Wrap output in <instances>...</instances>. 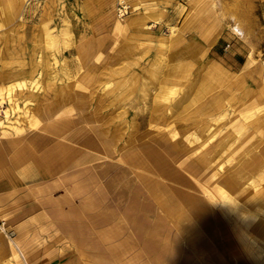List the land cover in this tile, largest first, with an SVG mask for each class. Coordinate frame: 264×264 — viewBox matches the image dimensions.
I'll return each instance as SVG.
<instances>
[{
  "label": "rangeland",
  "instance_id": "374dc122",
  "mask_svg": "<svg viewBox=\"0 0 264 264\" xmlns=\"http://www.w3.org/2000/svg\"><path fill=\"white\" fill-rule=\"evenodd\" d=\"M7 1L0 0V148L28 146L20 138L36 134L52 150L36 160L41 176L15 190L0 166V209L7 211L0 264H23L17 249L27 264H264V202L259 212L242 214L238 203L239 211L220 215L226 198L248 186L264 192L256 184L264 175V0H247L249 41L217 0H13L6 18ZM163 54L180 64L181 77L172 80L177 93L152 109L145 74ZM93 94L112 99L105 111L123 105L121 118L135 119V130L126 125L115 143L90 146L100 127ZM163 140L176 172L197 173L187 184L133 161ZM228 172L238 174L234 192L222 185ZM140 176L171 198L182 190L204 202L207 239L216 235L212 246L226 263L198 245L183 209L156 213ZM25 209V216L13 213ZM249 218L263 228L244 229Z\"/></svg>",
  "mask_w": 264,
  "mask_h": 264
},
{
  "label": "bare ground",
  "instance_id": "6f19581e",
  "mask_svg": "<svg viewBox=\"0 0 264 264\" xmlns=\"http://www.w3.org/2000/svg\"><path fill=\"white\" fill-rule=\"evenodd\" d=\"M12 1L13 0H8L6 2V7H8L5 11L6 18H10L12 15V10L10 9L11 6L14 5ZM232 2L233 3L228 4L225 0H217V6L220 11H224L225 14H227V16L234 21L235 30L237 33L242 35V38L248 41L252 38L255 39L254 30L252 28V21L247 10L249 7L248 1L232 0ZM166 60L170 61L166 54H163L159 60L152 59L151 67L146 70L147 72L145 75L148 76L149 83L154 89L152 93V109L154 108V105L156 103L159 104L160 102H166L168 101L167 98L173 97L177 93V88H174V81L172 80L174 78L181 77V75L179 74L181 71L180 64L169 65L170 63H166ZM43 69L47 71L46 66H43ZM156 70L161 72L158 74ZM198 84L202 85L201 91L206 92L208 90V86L204 85V82L202 80L199 81ZM179 85L181 84L179 83ZM92 98H95L94 115H96L95 118L100 123V127L97 129L95 128L94 134L92 136H89L86 140V142L90 146L99 148V145H101L104 141L115 143L123 135L122 130L124 127L128 126V128L132 132L135 130V119H132L131 122L127 123L124 121L125 119L123 120L121 118L125 115L126 111L123 105L122 110L120 109L121 105L117 107V112L112 109L110 111H105V109L108 108L113 102L112 99L107 98L104 94H93L91 99ZM111 107H113L112 104ZM102 110L104 112H102ZM118 118H121V121L115 123L116 119ZM65 123L66 122H62L61 124L65 125ZM128 137V139H130V136ZM34 143L36 145H44L45 139L41 137L35 138ZM170 151H172V147L166 140H163L157 147L148 148L142 155L135 156L133 161L137 166L149 172L159 173L162 177L167 178L172 182L187 184L189 174L193 172V174L197 175V173L194 172L191 168L186 169L187 174L176 172L172 165L169 164L166 160V154ZM237 151L238 148H235V146H232L230 148V152L233 155ZM225 163L227 165L232 164L231 158H226ZM136 182H138L139 185L148 193L149 198L152 200V202L155 201L159 205L156 213L161 214L160 209H162V207L168 212L180 211L183 209L182 212L184 213V216L182 218V221L186 222V228L189 231L197 230L198 239H196V242L198 243V245L201 248L206 249V251H208V254L213 258L226 263L222 258H220L221 256L217 254L215 248H213L212 246L215 239L214 237L216 235H212V238H210V240L207 239L208 235L210 234V223L204 221L205 212L203 209L205 207V204L199 197L190 192L177 190L174 193V197L171 198V195L165 191V186L159 182L149 180L148 178L142 176L137 177ZM262 183H264V175H262L256 181L257 185ZM222 185L224 186V188L231 192L236 191L239 187L238 174L234 172L226 173L224 175ZM226 202L227 204L225 206V209L220 212V215L223 216L224 219H226L229 212L239 211L240 207L237 205L238 203H240L241 205L244 204L246 207V211L240 208V212L242 214L247 213L249 210L259 212L261 207L263 206L262 202H264V192H259L256 185L252 184L242 192H240L239 195L237 194L234 199L226 198ZM195 221H197V223ZM243 227L249 232H253L257 229H260L262 226L258 223H255L252 218H249L248 221H245L243 223ZM224 231L225 228L221 227V232L224 233ZM16 251H18L20 257H22L23 264H27L24 256L21 254L22 252L18 249Z\"/></svg>",
  "mask_w": 264,
  "mask_h": 264
},
{
  "label": "crops",
  "instance_id": "0c3cea01",
  "mask_svg": "<svg viewBox=\"0 0 264 264\" xmlns=\"http://www.w3.org/2000/svg\"><path fill=\"white\" fill-rule=\"evenodd\" d=\"M44 138L45 139V144L44 145H36L34 143L35 138ZM20 140H26L28 142V146L21 145L18 147V149H5L3 150L0 148V166L4 167L2 170L1 175H3L4 182L6 181V184L13 185V190L17 189L19 185L22 184V182H27V181H33L34 178H38L41 175L37 173L35 170V164L36 160L40 158L41 152L45 154L46 151L48 152V156L50 155V151L52 148H49L48 150L43 149V147L46 145L47 141H49L46 137L38 136V135H32L26 136L23 138H20ZM43 150V151H41ZM4 155L8 156V160L6 162L1 161V157ZM35 179V180H36ZM18 184V185H17ZM50 185V184H49ZM30 209V208H29ZM14 210L13 213H18L20 216H25V211L29 210ZM0 214L3 216L7 214V211L4 209H0ZM46 217H50L49 213L45 211L43 213ZM52 214L51 217L52 218ZM54 218V217H53ZM251 262H254V259L251 258ZM249 261V263L251 264Z\"/></svg>",
  "mask_w": 264,
  "mask_h": 264
}]
</instances>
